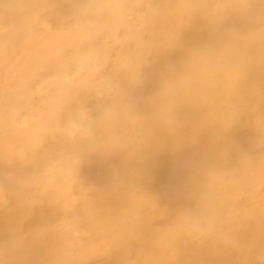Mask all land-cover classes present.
I'll list each match as a JSON object with an SVG mask.
<instances>
[{
    "label": "bare ground",
    "instance_id": "bare-ground-1",
    "mask_svg": "<svg viewBox=\"0 0 264 264\" xmlns=\"http://www.w3.org/2000/svg\"><path fill=\"white\" fill-rule=\"evenodd\" d=\"M0 264H264V0H0Z\"/></svg>",
    "mask_w": 264,
    "mask_h": 264
}]
</instances>
